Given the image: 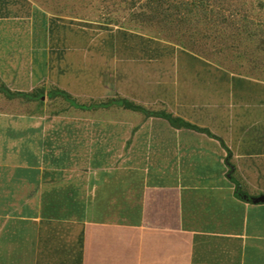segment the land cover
<instances>
[{"label": "crops", "instance_id": "0c3cea01", "mask_svg": "<svg viewBox=\"0 0 264 264\" xmlns=\"http://www.w3.org/2000/svg\"><path fill=\"white\" fill-rule=\"evenodd\" d=\"M121 29L0 0V264H264V79Z\"/></svg>", "mask_w": 264, "mask_h": 264}, {"label": "trees", "instance_id": "16d2710c", "mask_svg": "<svg viewBox=\"0 0 264 264\" xmlns=\"http://www.w3.org/2000/svg\"><path fill=\"white\" fill-rule=\"evenodd\" d=\"M87 4H109L101 18L106 24L142 33H151L194 50L213 60L220 57L237 71L264 79V21L250 17L253 7L237 17L225 14L213 4H254V0H86ZM264 8V0H257ZM101 6L96 5L97 12ZM101 21V20H100ZM141 30V31H140ZM159 35V36H158ZM231 53L216 56L220 51ZM139 108V106H133ZM174 124L177 118L163 114ZM187 127L205 129L183 121Z\"/></svg>", "mask_w": 264, "mask_h": 264}, {"label": "rangeland", "instance_id": "374dc122", "mask_svg": "<svg viewBox=\"0 0 264 264\" xmlns=\"http://www.w3.org/2000/svg\"><path fill=\"white\" fill-rule=\"evenodd\" d=\"M37 3L43 4L46 6V10L50 12L51 14H55L58 16H68V17H73L77 19H82L86 21H99L100 23L102 22L103 17L107 16L105 15V12L111 9V4H109V8L107 10L102 9L104 6L107 4H87L86 0H36ZM254 4H213V6H220L222 11L227 14L234 16L235 14L237 17L240 16V12H245L247 5L251 8L253 7V12L250 17L254 18L255 20H263L264 21V8L261 6L257 5V0L253 1ZM96 5L101 6L100 10L97 12ZM101 20V21H100ZM107 26H111V28L115 30H120L122 27L116 25V24H106ZM125 30V28H122ZM121 29V30H122ZM128 30V29H126ZM141 31V30H140ZM137 33V31H135ZM144 32V31H142ZM140 32V33H142ZM147 35H150L152 37H155L156 35L151 34V33H146ZM159 36V35H158ZM161 37V36H160ZM166 40V39H164ZM173 43V42H172ZM176 44V43H174ZM184 48V47H183ZM231 49H227L224 52L220 51L219 54H216V56H221L224 53H231ZM212 57V56H211ZM208 57L207 59L211 58ZM215 64H218L220 66L226 67L228 69L237 71L236 68L232 66L233 63L231 62H225L223 61L220 57H215L213 55V60L209 59ZM239 72V71H238Z\"/></svg>", "mask_w": 264, "mask_h": 264}, {"label": "water", "instance_id": "95a60500", "mask_svg": "<svg viewBox=\"0 0 264 264\" xmlns=\"http://www.w3.org/2000/svg\"><path fill=\"white\" fill-rule=\"evenodd\" d=\"M257 199H259V200H263V199H264V197L262 196V197H260V198H257Z\"/></svg>", "mask_w": 264, "mask_h": 264}]
</instances>
